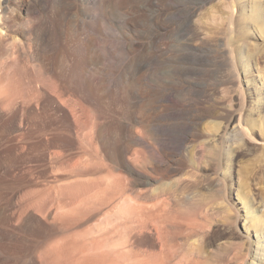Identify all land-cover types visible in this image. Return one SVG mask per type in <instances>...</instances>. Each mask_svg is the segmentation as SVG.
<instances>
[{
    "label": "rangeland",
    "instance_id": "374dc122",
    "mask_svg": "<svg viewBox=\"0 0 264 264\" xmlns=\"http://www.w3.org/2000/svg\"><path fill=\"white\" fill-rule=\"evenodd\" d=\"M143 1L129 0L123 4L119 13H113L108 7L103 10L104 29L101 37L105 47L104 59L102 56L103 60L100 61L97 53L91 50L85 59L90 75L96 74L95 72L101 74L102 88L99 85L100 88L97 89L98 87L94 83L88 82L86 85L89 88V94L84 95L80 92V87L59 74L62 70L54 64L53 73L58 79L44 85L45 90L50 91L49 93L54 96L36 97L32 102L34 105L33 110H30L31 113L24 111L23 114L18 115L20 117L17 118V124H20L21 130L17 131L10 126V118L15 116L13 110H5V114L0 116V264H49L44 259L51 241L46 239L45 234L49 227L36 224V227L33 226L34 228L20 229L18 220L23 215L22 212H25L24 210L30 205L32 206L33 202L34 208L38 206L41 208L43 206L41 198L44 195L39 197L41 196L39 194L42 193V189L53 185L52 181L61 173L60 171L73 169L80 158L84 157L82 155L84 152L85 157L91 160L97 156L96 150L101 147L103 151L99 152L101 155L104 154L101 162L106 166H111L113 163V165L117 163L116 160L118 161L117 150L125 145L131 147L132 150L135 148L132 153L138 152L137 155L139 159L141 158L138 167L145 171L148 170L146 172L157 179L158 176L160 177L152 185L134 186V182L128 181L133 178L129 177L128 179L126 174L124 178L121 176L124 174H121L119 177L123 179H121V184L124 185L125 193L127 192L125 195H134L149 190L157 191L170 195L172 199L175 197L176 203L180 204L175 208L177 212L173 213L175 217L170 215L175 218L171 220L177 227L171 232L172 241L174 243L176 240L178 241L176 247L171 241V250L175 251L174 254L178 253L177 257H182L184 249L188 251L193 246L195 250L198 248L196 250L198 252L204 250L199 253L202 257L205 256V261L208 259L210 263L219 260L220 264H227V262L228 264L232 262L238 264V262H234L236 257L233 254L237 255L236 251L238 252L241 248L243 254L248 256L247 264L260 262L255 256H259L261 252L264 253V227H260L261 224H264V0H208L204 3L201 2L190 17L191 27L189 26V30L191 32L189 30L185 32V38L183 36L180 42H175L176 34L170 36L169 46L172 50L179 44L178 47L184 50L194 47L209 51L210 60L215 57L210 63H213L212 68H215L216 74V80H214L216 86H213L214 90H212L215 96V105L209 106L210 108L208 105H202L203 109L201 105L197 107L201 111L195 113L198 120L194 124L192 135L178 149L175 147L177 150L170 143L173 144L174 136L182 132V120L162 118L165 109L167 111L166 104L156 102L153 91L139 81L135 70L138 61L144 62L141 49L143 43L149 40V33L146 29H151L150 25L146 28L133 21V18L138 16V6H141ZM179 1L184 4V0ZM130 15L134 17L132 18ZM88 34L90 39L95 38L92 33ZM133 38L141 42L140 47H130V41ZM72 42V45L74 44L73 46L76 47L77 41L73 40ZM218 49L222 51L219 50L218 53ZM235 49L236 53H233ZM77 51L70 53L69 65L79 63V60L82 59L80 52ZM231 58H234L236 62L234 65L238 74L232 78H226L225 69L227 66L225 64H229ZM208 63L203 62L204 67ZM96 68L97 70L98 68L102 69V72L96 71ZM37 69L34 68L33 71V68H26V75L29 77L31 85L34 83L36 85L38 81H41L40 72ZM12 74L14 75L15 72ZM162 74L166 78L171 76L168 68H165ZM16 75L14 77L19 79L20 74ZM138 81L139 83H137ZM252 93L255 95H251ZM57 94L60 99H56L58 98ZM260 97L262 99L259 101ZM241 98L245 102H239L238 100ZM32 111L34 112L32 113ZM203 111H207V115L203 116ZM238 118L242 121V132L238 137L232 136L234 140H231L232 137L229 138V135ZM67 125L68 128L72 127L79 133L78 137L70 143L68 142L70 140L65 138L67 135L64 136L65 133H63L66 131L68 134ZM135 134L140 136L146 142H144L145 144L150 142L149 145L155 147L163 144L162 135L170 138L165 142L166 146H171L168 147L169 150L165 149L154 155L159 157V161L162 159L163 163L156 164L152 162L153 160L148 154L145 156L146 152L143 145L140 144H143V141L134 142L132 139ZM47 139L49 140L47 141ZM212 139L215 141L211 142ZM45 141H57L55 149L54 147L51 149V151L54 150L53 155L55 153L54 156L51 155L53 160L48 154L45 155V148L42 151V143ZM207 141H210L214 146L213 149L217 157L214 164L208 162V157H210L208 150L204 156L199 158L195 154L198 144ZM58 143H62V145L58 146ZM64 144L66 145L63 147ZM93 153L96 154L93 156ZM159 154L160 156H158ZM144 157L145 159H143ZM113 160L115 161L113 162ZM97 161L100 163L99 160ZM209 164L210 166L213 164V166L210 168ZM170 166L180 167V172H171ZM56 171L59 173L57 174ZM196 174L198 175L196 176ZM212 176L216 179L214 180L215 184H218L213 189L208 186V181H211L210 177L213 179ZM190 177L195 180L191 181ZM179 179H184L185 187V183L182 182L183 185L179 184L178 186ZM190 181L193 183L186 187ZM212 193L215 195H211ZM20 203L22 205H18ZM186 203L191 207H193L191 203H195V207H186ZM249 203H253L258 216L251 218ZM183 205L187 209L182 207ZM184 218L190 220L187 221ZM176 219H180L179 222L181 221L183 225L186 222L183 229H188L182 230L179 226H182V223L175 221ZM252 220L256 224L260 223L257 229H248ZM188 223L193 225L190 227ZM202 227L205 231L200 229ZM187 230H190V233ZM198 230L203 231L204 234ZM183 231L184 233L187 231L191 235L186 233V235H182ZM191 231H195V235H192ZM200 234L205 243L203 240L201 241ZM197 238L198 240H196ZM180 241L186 244H181L182 247H180ZM197 242L201 245L198 246ZM190 244L193 245L190 247ZM237 246L239 247L237 248ZM180 251L181 254H179ZM184 253L186 255L187 252ZM231 257L234 258L233 261H231ZM223 258L227 262L224 263ZM209 262L207 264H210Z\"/></svg>",
    "mask_w": 264,
    "mask_h": 264
},
{
    "label": "bare ground",
    "instance_id": "6f19581e",
    "mask_svg": "<svg viewBox=\"0 0 264 264\" xmlns=\"http://www.w3.org/2000/svg\"><path fill=\"white\" fill-rule=\"evenodd\" d=\"M127 1L129 0H0V116L5 114V110H13L15 116L10 118V126H12L13 129H17V131L21 130L20 124H17V118L20 117H18V115L20 113L23 114L22 112L24 111L26 113V111L30 112V110H33L32 107L34 104L32 105V102L36 97L54 96V94H50V91L48 92L45 90L46 88H44V85L52 80L56 81L58 79L53 73L54 64L58 65L62 70L59 74L80 87V92L84 95L89 94V88L86 85L88 82L94 83V85L98 87L97 89L100 88L99 85H101V88L103 87L101 74L95 72L96 74L90 75L89 71H87L88 65L85 60L86 55L91 50L97 53L100 61L104 59L103 51L105 47L103 43L104 40L101 37V33L104 29L103 10L108 7L113 13H119L121 12L123 4ZM206 1L208 0H184V4H182L179 0H144L143 4L138 6V16L133 18L134 16L130 15L135 23L142 24V26L144 25L146 28L150 25L149 28L151 29H146L149 33V36L147 35L149 40L143 43L142 49L140 48L143 50L144 62L138 61L135 70L140 79L139 81L143 82L153 91L156 102L166 104L165 106L167 107L165 108H167V111L165 109L164 116L163 113H161L163 116L162 118L167 120H182V132L180 131L181 133H178L176 136L173 135L174 142L173 144L172 142L170 143V145L177 149L190 135H192L194 124L198 120L195 113L200 110H198L197 107L200 105L201 107L202 105H208V107L215 105V96L212 90H214L213 86H216L214 81L216 80V74L214 71L215 68H212L213 63L210 64L215 57L210 60L209 51L207 52V50L194 47H188L189 49L184 50L178 47L179 44L172 50L169 46V39H171L170 36H172V34H176L177 36L175 42H180L183 36L185 38V32L189 30V20L193 15V10L198 7L201 2L204 3ZM89 32L92 33L95 38L92 37L90 39L88 37ZM73 40H75V42L77 41L76 47L73 46L74 44L72 45ZM140 43L138 39L133 38V40L130 41V47H140ZM75 50L80 52V58H82L80 59L81 62L79 60V63L69 65V55ZM219 50L220 49H218V53ZM233 53H236V49ZM217 58L220 59L218 56ZM205 61L209 62L206 64V67L203 65ZM234 63H236L234 58H231V62L227 65L225 64V66H227L225 69L226 78H232L234 75L238 74ZM26 68H33V71L34 68H38L42 84H40L41 81L39 82L37 80L39 85H35V83H32L34 86L31 85V81L26 75ZM165 68H168L171 72L169 78L163 77L162 73ZM95 70L99 71L100 69L98 68L97 70L96 68ZM14 72L17 74L16 76L20 74L19 79L14 77L15 74H12ZM100 72H102V69ZM139 81L137 83H139ZM58 95L59 94H57L58 98L55 97L56 99H60ZM251 95H255V93ZM260 99L262 98L260 97L259 101ZM238 101L243 102L244 100L241 98ZM252 101L255 102L256 100ZM33 112L34 111H32V113ZM206 112L203 111L202 115H207ZM241 122L242 121L238 118L237 123L232 126V131L230 130L231 133L229 138L241 135L243 128ZM253 122L255 121L253 120ZM66 127L68 129V134H66L65 130L63 133H65L64 136L67 135L65 138H68V140H70L68 142L70 143L78 137L79 133L72 127L68 128V125ZM162 137L163 144H160L159 141L158 143L160 145L155 144L159 147L149 145L150 142L145 144L146 142L136 134L132 136V139L134 142L142 140L143 144H140L143 145L146 152L145 156L148 154L153 160L152 162L160 164L163 163L162 159L160 162L158 160L159 157L157 158V156L155 157L154 155H156V152L167 150L170 146H166L167 143H165L167 141L166 139L170 138H166L167 136L163 135ZM233 137L231 140H234ZM48 140L49 139H47V141ZM213 141H215V139L211 140V142ZM53 142L45 141V143H42V151L43 148H45V155L48 154L50 157L53 155L54 151H51V149L55 146L57 141ZM72 143L71 145H74ZM59 144L60 143H58V146L62 145V143ZM65 145L66 144H64L63 147ZM58 146L56 145V147ZM213 147L210 141L202 142L195 148V154L199 158L209 151L208 154L210 153V157L207 159L208 162L213 163L217 158ZM100 150L103 151L101 147L98 148L96 150L97 156L95 155L96 157L91 160L85 157L86 154H84V152L82 154L84 157L80 155L82 159L80 158L73 169H68L69 171L65 170L64 172L59 170L61 172L60 174L63 173L62 175L58 174L59 172L56 171L60 176L57 175L56 177L58 178L54 177V181H52L53 185L47 189H42V193L39 194L41 195L39 197L44 195L41 198L43 206H41V208L38 206L39 209L38 207L34 208L33 202L32 206L30 205L24 210L25 212H22L23 215L21 214V218L19 220L17 219L19 221L18 227L23 230L30 229L36 224L38 226H40L39 224H43L42 226L49 227L50 231H48L49 229L47 228L45 232L46 239L51 240L48 244L47 252L45 251L46 254L44 259H46V262L49 264H203L205 256L202 257L199 252H203L204 250L199 252L196 251L198 248L194 247L197 249H193V244H190L192 249H186L188 251L182 248L184 252H187L186 255L183 252L182 255L184 257L182 255V257L178 255L180 258L177 257L178 253L174 254L175 251L171 250V241L173 240L171 238L173 237L171 232L177 228L175 222H173L175 219L173 218V213L177 212L175 208L180 205L174 200L175 197L172 199L168 194L166 195L163 192H153L150 190L148 192H138L134 195H125L127 192L125 193L126 190L124 185L122 186L121 184L123 180L119 177L121 174H124L121 175L123 177L126 174L128 179L129 177L133 178L128 181L134 182V186L152 185L153 182L160 178L158 176L157 179L147 173L148 170H146V172L144 169L138 167V163L141 160L137 155L138 152L132 153L133 150L131 147L126 145L121 146L119 150H117L118 154L115 150L118 159V161L116 160L117 163H115V165H113V163L111 166H106L105 163L101 162L104 158V154L101 155L99 152ZM206 150L208 151L206 152ZM96 153H93V156ZM160 154L158 156H160ZM58 155L60 154L58 153ZM89 157L91 158V156ZM143 159H145V157ZM97 160H99L100 163ZM114 161L115 160H113V162ZM59 164L63 167L61 163ZM213 164L211 166H213ZM178 168L170 166L171 172L177 173L180 170V167ZM195 173H197V171ZM197 175L198 174H196V176ZM155 176L157 175L155 174ZM192 177H190L191 181H194L195 179L192 180ZM210 179L211 181H208V186L213 189V187H216L218 184H215L216 182H214V180L216 179H214V177L213 179L210 177ZM183 181L184 179H179L177 183L178 186L179 184L185 183ZM191 181L186 187H189V185L193 183ZM185 185L186 183L184 187ZM211 195H215V193ZM185 199L188 198L185 197ZM191 204L193 207L187 203L186 207L190 206L194 208L195 203ZM252 204L253 203H249L248 206L252 213L251 218H254L258 215L256 208H254L255 206ZM18 205L22 204L20 203ZM182 207L186 208L184 205ZM191 211L192 209L190 212ZM179 220L176 219L175 221L179 222ZM184 220L189 221L190 219L184 218ZM249 220L251 219L249 218ZM179 223L177 224L179 225ZM184 223L187 224L186 222ZM188 224L190 227L193 225L190 223ZM184 225L182 223V226H179L182 230L188 229H183ZM259 226L260 223L256 224L255 221L252 220L248 229H257ZM260 227L263 228L264 224H261ZM203 228L204 227L200 229L205 231ZM192 229L194 230V227ZM190 230L187 231L190 233ZM187 231L185 233L188 235L189 233H187ZM200 231L198 230V232ZM194 232L191 231L192 235H195ZM185 233L183 231L181 234L183 235ZM205 234L208 235V233ZM196 240H198V238ZM202 240L203 237L201 238V241ZM175 242L178 243L177 240ZM172 243L175 247L178 246V244L176 245L173 241ZM181 244L183 243L181 242L179 246ZM203 244L202 247L204 246ZM180 247H182V245ZM238 247L239 246H237V248ZM236 253L237 255H233H235L237 261L232 257L231 261L234 259V262H238V264H247V254L244 255L245 253L243 254L241 248H239ZM179 254H181V251ZM255 257H258L257 259L260 260L258 264H264V253L261 252L259 256L256 255ZM218 259H220V257ZM225 261L226 259L223 260L224 263ZM207 262H209L208 259L205 261V264H207ZM215 262H219L218 264H220L219 260H215L211 263L214 264Z\"/></svg>",
    "mask_w": 264,
    "mask_h": 264
}]
</instances>
